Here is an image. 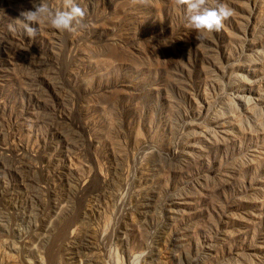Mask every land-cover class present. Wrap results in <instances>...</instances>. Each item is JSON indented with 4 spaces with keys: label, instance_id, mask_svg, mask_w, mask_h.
<instances>
[{
    "label": "rangeland",
    "instance_id": "1",
    "mask_svg": "<svg viewBox=\"0 0 264 264\" xmlns=\"http://www.w3.org/2000/svg\"><path fill=\"white\" fill-rule=\"evenodd\" d=\"M75 2L0 0V264H264V0Z\"/></svg>",
    "mask_w": 264,
    "mask_h": 264
},
{
    "label": "clouds",
    "instance_id": "2",
    "mask_svg": "<svg viewBox=\"0 0 264 264\" xmlns=\"http://www.w3.org/2000/svg\"><path fill=\"white\" fill-rule=\"evenodd\" d=\"M174 3L177 7L186 8L187 25L196 31H219L231 16V9L227 6L204 7L206 0H174ZM86 15L87 10L75 0H65L64 10L55 11L42 0H32V10L21 11L17 20L23 24L26 35L34 39L38 35V26L45 21L60 32H75L78 26H82Z\"/></svg>",
    "mask_w": 264,
    "mask_h": 264
},
{
    "label": "bare ground",
    "instance_id": "3",
    "mask_svg": "<svg viewBox=\"0 0 264 264\" xmlns=\"http://www.w3.org/2000/svg\"><path fill=\"white\" fill-rule=\"evenodd\" d=\"M140 240H141V239L139 238V239H138V241H139V243H138V244H142V241H140Z\"/></svg>",
    "mask_w": 264,
    "mask_h": 264
}]
</instances>
